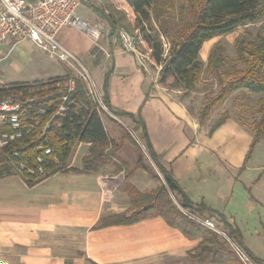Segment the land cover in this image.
I'll return each instance as SVG.
<instances>
[{
    "label": "crops",
    "instance_id": "crops-1",
    "mask_svg": "<svg viewBox=\"0 0 264 264\" xmlns=\"http://www.w3.org/2000/svg\"><path fill=\"white\" fill-rule=\"evenodd\" d=\"M78 17L91 20V24L97 18L83 9H79ZM105 22L107 37L98 44L75 27L62 29L58 41L98 92L104 93V76L109 72L106 92L111 109L142 119L159 161L171 170L190 202L203 203L225 216L240 231L244 248L264 262L246 244L234 218L239 220L238 210L230 202L234 186L242 183L249 169L250 158L244 162V157L252 138L232 118L210 135L184 104L158 83L160 66L150 60L140 63L133 53H121L118 35L111 36ZM20 43L33 44L21 41L14 47ZM66 73L64 68L56 78ZM107 121H103L106 134L119 143L113 162L137 168L135 148L123 139L125 134L117 120ZM132 123L134 133L142 136L140 126ZM242 138L249 144L245 154ZM82 145L87 149L85 156L89 144L77 143L74 151L78 153ZM74 159L70 158L67 169L74 168ZM111 167L113 163L97 173L62 171L33 187L19 176L0 179V264H200L190 258L200 238L185 237L159 217L150 216L134 225L93 229L101 218L129 210L121 184L110 198L101 191L99 177L110 174L107 170ZM143 177L137 168L130 179L131 186L140 192L152 189L150 180Z\"/></svg>",
    "mask_w": 264,
    "mask_h": 264
},
{
    "label": "trees",
    "instance_id": "trees-1",
    "mask_svg": "<svg viewBox=\"0 0 264 264\" xmlns=\"http://www.w3.org/2000/svg\"><path fill=\"white\" fill-rule=\"evenodd\" d=\"M108 7L116 10L121 21L131 25L132 34L135 31L134 45L154 65L160 66L158 83L169 85L170 87H181L184 90H191L197 82L202 69V61L198 60L202 45L214 39V37L227 34L236 27L243 24H253L259 21L264 15V0L261 4L258 0H186L189 4V9L181 8V14L187 13L191 19L185 21L181 17L182 27L177 31V38L171 39L170 49L167 54L163 44L159 40V34H154V24L163 29L162 34L168 36L167 30L162 26L161 8L157 5V0H104ZM97 13L99 11H96ZM99 15L107 21L109 32L114 36L119 28H123L120 21L110 15H105L100 12ZM180 18V17H179ZM161 29V30H162ZM257 48L255 53L251 54L252 61L244 57L243 48L237 52V58L241 64L245 65L244 72L230 79L225 84H222L219 93L207 105H205L198 118V124L202 126L206 119V113L211 106L221 102L232 90L246 89L252 93L264 94V80L256 79L252 71L255 69L264 68V41ZM208 67L213 71L222 65L220 55L210 54L208 58ZM70 72L66 73L65 78H72ZM62 77V78H63ZM109 72L104 76L103 83V100L108 107L111 115L114 117H124L141 128V140L145 148V152H141V148L129 134L124 133L123 139L128 141L133 148L138 152L137 168L142 170L147 176L156 177L152 171V167L144 161L148 156L151 162L162 176V184L154 191L148 194L141 193L132 187L126 185L124 191L127 193L129 203L137 208L129 214L121 213L119 215H110L106 218H101L99 223L93 229H103L107 226L134 225L137 222L145 220L150 216L159 217L167 223V225L179 232L187 238H200L198 246L190 253V258L196 260L200 264H243L237 257L236 253L226 244L222 238H219L213 231L196 224L186 217L181 209L188 210L199 215L207 214L210 217L217 218V221L222 227L227 230L228 239L240 246L248 258H251L255 263L261 264V261L253 257L242 244L240 231L232 227L225 216L217 213L213 209L207 207L203 203L195 204L190 202L186 193L179 186L177 180L170 169L165 168L159 161L158 156L151 147L148 133L142 119H135L132 114L124 112H114L109 106L107 90ZM61 78V77H59ZM54 78V79H59ZM75 79L74 94L71 97L72 105L66 106L65 112L56 118L47 130L44 137L39 135V129L33 130L31 134L24 137L18 143H11L3 149H0V179L8 176H19L25 181L27 186L33 187L35 184L62 171H81L84 173H97L105 166L113 163L115 171H126L128 165L124 162L114 163L115 154L118 151L119 143H115L106 134L103 121L97 112V107L91 98L90 93H87L85 85L81 79ZM40 81L31 82V85H39ZM20 84V85H19ZM22 84L31 86L28 83H17L20 87ZM41 87V85H40ZM58 104L54 99L50 109ZM44 106H46L44 104ZM260 119L254 127V134L250 141L249 149L244 157V162H247L252 149L264 137V101L259 105ZM228 117L221 116L217 122L209 128L211 135L214 130L222 125ZM39 137V139L37 138ZM77 143L89 144L88 154L81 159L82 169L77 168L65 169V162L74 151ZM23 146V149L14 156L13 148L18 149ZM39 146H49L54 151V157L58 163L54 164L50 158L45 161L44 167L47 170L45 176L40 177L34 175L29 177L25 170H19L18 165L36 168L35 159L41 154L38 150ZM129 174L124 175L127 179ZM169 194L176 198V204L170 200Z\"/></svg>",
    "mask_w": 264,
    "mask_h": 264
},
{
    "label": "rangeland",
    "instance_id": "rangeland-1",
    "mask_svg": "<svg viewBox=\"0 0 264 264\" xmlns=\"http://www.w3.org/2000/svg\"><path fill=\"white\" fill-rule=\"evenodd\" d=\"M258 1L263 4V0ZM80 2V10L83 9L84 11H88V13L95 14L97 18L94 21L96 23L101 22L105 25L106 31L103 35L104 37H107L108 26L101 15H99L100 12H103V14L107 16L110 15L120 21L123 28H119V30L125 31L128 35L133 36L135 34V31L133 34L131 33V25H127L126 22L119 20V13L108 7L104 0H80ZM156 3L163 8L161 11V20L163 21L162 26L167 30L169 35L165 36L162 34L163 29L161 28V30L159 26L153 22L154 34H159V40L166 50L165 54H167L171 48V39L177 38V31L183 25L181 20L184 19L185 21H189L191 19L188 17L187 13L181 14V8H187L188 10L189 4H187L186 0H157ZM96 11L99 12L97 13ZM85 22L91 24L92 21L86 19ZM262 41H264V15L259 21H256V23L243 24L242 26L234 28L227 34L214 37V39L203 45V49L198 56V60L202 61L201 73L191 90L186 91L181 87H170L169 85L164 86L167 87L181 104H184L187 111H189V113L198 121V116L202 108L219 93L221 89L219 81H221L222 84H225L230 81V79L235 78L244 72L245 65L241 64L237 58L238 50L242 47L244 57L251 62L253 60L251 54L255 53ZM14 44H16V42L6 41L0 45V81L2 82H9L11 84H31V81L40 80L39 86L41 85V87L46 86L47 88H50V86L61 81L60 79H62V77L59 79L54 78L58 77L64 68L65 71L70 72L72 75H77L78 73L77 69L80 68L79 65L76 64L77 69L71 70V68H68L69 65L61 61L50 59L47 53L40 51L31 43H20L15 47ZM139 52L143 56L145 55L142 51L139 50ZM212 52L215 55H220L222 60V65L215 72L208 67V58ZM148 60L147 57L144 58L145 62ZM252 73L254 78L264 80V68L255 69ZM33 86L37 87V84ZM261 101H264V94H255L246 89L232 90L223 101L210 107L201 127L204 126L205 129L209 130V128L212 127L221 116L225 115L228 119L232 118L235 120L240 126V129L244 131L245 134L247 133L248 137L252 138L255 132L254 127L261 117L259 112ZM108 118L117 120L115 122L123 130V133L129 134L130 137L136 141L139 148H141V152H145L141 135L138 136L134 133L133 121L131 122V120H127L124 117H114L113 115L107 116L106 114L101 116V121H104L105 124H107ZM240 144L242 151L245 154L249 146L248 141L246 142V140L242 138ZM85 153H87V149L82 145L78 153L75 154L74 151L72 155L69 156L65 162V165L68 164L65 166V169L69 166L70 158H75L73 163L74 169H82L81 158ZM249 158V169L245 172L242 183L239 182L234 186V197L230 202L231 204L235 203L234 206L238 210L237 213L239 220L238 218L236 219V217L234 218L239 225V228L244 232L246 244L257 256L264 258V137L256 143ZM144 161L152 167V171L156 176H147L143 173V176H145L143 178L150 180V187H152V189L141 193L148 194V192L154 191L156 188L160 187L162 184V176L148 156L144 158ZM107 167L108 166H105V168L100 171H105ZM135 169L137 168L131 169L128 166L126 171H119L122 172L123 175L129 174V176H127L128 178L124 179L123 183H121L122 191H124L123 189L126 185H131L130 179ZM107 171L110 172V174L107 173L105 174L106 176L119 174V172L115 171L114 167H111V169H108ZM140 179L141 178L138 180ZM250 187L251 189H249ZM169 197L173 204L179 206L173 195L169 194ZM128 205L129 210L124 212L126 214H129L137 208L129 203V198ZM181 211L186 217H188L187 214H190L200 220H205L206 218L210 219L217 227V230L223 231L227 236V230L222 227L217 221V218L210 217L207 214L199 215L196 212L191 214L186 209H181ZM194 222L198 224V222ZM218 237L222 238L233 251L235 250V247H239L244 252L240 246L234 244L229 239L228 241L220 235H218ZM261 263L264 264L263 261H261Z\"/></svg>",
    "mask_w": 264,
    "mask_h": 264
},
{
    "label": "built area",
    "instance_id": "built-area-1",
    "mask_svg": "<svg viewBox=\"0 0 264 264\" xmlns=\"http://www.w3.org/2000/svg\"><path fill=\"white\" fill-rule=\"evenodd\" d=\"M80 4V0H0V45L6 41L16 43L31 41L36 48L47 53L50 59L61 61L70 68L77 69L74 56L60 45L58 33L64 28L75 27L94 44H98L106 31L103 23L89 24L78 17ZM117 35L120 40V52L133 53L139 62L143 63L146 56H143L135 47L134 37L123 30H119ZM79 67L77 75L73 74L72 78L63 77L50 88L39 85L36 87L31 84V86L22 84L18 87V85L0 82V149L11 143H18L36 129H39V135L44 137L52 122L65 112L66 106L72 105L74 78L83 81L100 117L103 114H111L104 103L103 93L96 90L88 74L81 66ZM54 99L58 104L54 107L55 109H50ZM22 149L23 146L18 149L13 148L14 156L16 157ZM37 151L41 154L35 159L36 168L18 165V169L25 170L29 177L45 176L47 170L44 163L49 158L52 163H58L54 157V151L49 146H39ZM99 178L101 191L106 198H110L117 186L125 179L122 172ZM187 216L202 227L228 240L226 234L217 230L210 219L200 220L190 214ZM234 251L243 264H257L239 247H235Z\"/></svg>",
    "mask_w": 264,
    "mask_h": 264
}]
</instances>
